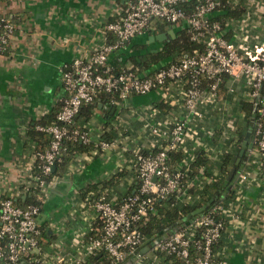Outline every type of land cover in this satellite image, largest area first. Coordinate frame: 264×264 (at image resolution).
Wrapping results in <instances>:
<instances>
[{"label":"built area","instance_id":"1","mask_svg":"<svg viewBox=\"0 0 264 264\" xmlns=\"http://www.w3.org/2000/svg\"><path fill=\"white\" fill-rule=\"evenodd\" d=\"M183 1L186 0H130L119 19L106 23V30L115 33L117 38L111 41L105 38L99 46L66 65L63 71L66 94L57 113L58 121L37 125L38 129L53 136L50 146L44 151L34 147L36 162L21 185L23 191L36 185L44 199L54 181H48L44 175L53 170L63 139L69 137L97 141L99 148L81 153L89 156L114 147L131 150L135 156L137 191L128 193V189L121 196L111 195L110 198L102 195L89 204L84 201L96 212L99 225L74 253L58 252L47 246L42 248L39 245L41 206L35 203L21 205L16 203L13 195H4L0 200V264H88L102 249L110 254L113 264L130 257L134 259L132 264L148 263L150 258L146 252L139 251L144 248L145 241L137 222L152 208L157 197L163 198L181 189L179 173L173 175L170 172L167 158L170 150L183 147L188 134L197 136L201 132L209 141L220 144L217 148L220 157L224 148L236 151L238 156L242 148L240 135L251 129V139L248 140L253 145L233 185L244 190L252 184L250 178L264 180V37L259 44L241 48L225 32L228 22L223 25L215 17L221 12L222 0H193L195 5L191 11L182 6ZM154 17L173 24L183 22L192 38L205 44V51L175 56L166 63L159 62L140 72L130 68L116 70L110 64L113 53L124 48L133 37L149 33L155 27ZM15 29L16 23L11 17L0 16L1 55L7 52ZM156 89L167 93L165 100L171 106L176 105L169 99L180 93L185 109L183 117L164 127L157 123V118L148 123L149 134L165 140L157 149L128 147L126 141L121 140L117 119L115 136L108 138L101 136L106 130L104 125L97 135L91 133L87 126L91 120L86 124L87 130L70 126L82 105L95 101L102 91L119 92L122 101L116 108L118 110L127 105L131 96ZM258 96L257 109L252 116ZM251 121L253 126L250 128ZM110 123L113 124L112 120ZM124 138L128 139L130 135L124 134ZM207 150L212 158L216 156L214 150ZM38 158L43 159L41 173L34 172ZM177 197L183 199L182 194ZM221 200L213 208L222 213L225 203L224 199ZM200 227H204L203 255L191 258L189 246L196 240ZM223 228L222 220L210 212L202 213L182 229L158 239L148 250L152 253L157 250L174 252L185 264H228L225 258L212 262L211 245ZM226 233L227 227L223 236ZM30 251L42 252L43 259L27 258Z\"/></svg>","mask_w":264,"mask_h":264},{"label":"crops","instance_id":"2","mask_svg":"<svg viewBox=\"0 0 264 264\" xmlns=\"http://www.w3.org/2000/svg\"><path fill=\"white\" fill-rule=\"evenodd\" d=\"M238 1L246 9L228 19L225 32L241 48L252 47L264 37V0ZM129 4L130 0H0V16L11 17L16 23L7 52L0 54V200L4 195H13L15 200L25 196L21 185L36 162V142L30 139L28 130L62 103L66 94L64 68L75 57L103 43L106 23L119 19ZM178 26H170L168 30L173 29L174 33H168L164 40L174 36ZM150 35L133 37L117 55L127 61L131 54L141 51L135 48L138 44L144 50H157L164 40H152ZM112 59L116 60V53ZM166 94L156 89L131 96L127 105L118 110L108 105L95 108L87 126L97 135L106 117L111 118L115 127L117 119L121 140L128 147L157 149L165 140L149 134L148 123L157 118V123L164 127L185 113L181 94L169 99L176 106L165 100ZM124 134L130 138H124ZM219 145L201 132L197 136L188 134L182 144L185 161L194 160L201 148L214 150L213 158L219 160ZM134 158L131 150L116 147L96 156L80 154L69 171L52 182L40 214V223L47 228L44 241L48 249L74 253L90 238L99 222L92 206L80 197V191L90 183L119 173L121 182L109 191L110 196H121L136 182ZM250 180L252 184L246 189L232 185L221 196L227 233L220 255L228 264H264V180ZM231 190L234 196L225 199ZM145 252L150 264H174L147 248Z\"/></svg>","mask_w":264,"mask_h":264},{"label":"trees","instance_id":"3","mask_svg":"<svg viewBox=\"0 0 264 264\" xmlns=\"http://www.w3.org/2000/svg\"><path fill=\"white\" fill-rule=\"evenodd\" d=\"M181 4L185 9H187V11H191L194 8L195 1L186 0L181 2ZM220 8L221 12L215 17L219 19L223 25H226L229 18L233 17L235 14L242 13L246 9L245 6L242 5V3H239L237 0H222V5ZM152 22L155 27L149 31L151 34H157L160 30L167 31L170 26L177 24H179V29L176 31L174 36L169 35V39L164 40L157 50H144L142 49V44L135 45V48H140L141 51L136 54H131L127 61H123L117 55L119 50H116L113 53V55L116 53V60H113L111 56L110 61V64H112L116 70L130 68L135 72H140L159 62L166 63L170 58L175 56L201 54L205 51V44L200 40L193 39L191 32L183 22L173 24L159 17H154ZM106 38L111 41L117 37L112 31L106 30ZM98 97H100V99H98ZM98 97L95 101L86 102L82 105L80 112L74 118V121L70 123L71 127H78L81 130H87L86 124L91 120L93 111L95 108L99 107V103H102V106L99 107L100 109H104L106 105L111 106V108H117L119 102L122 101L118 91H102L99 93ZM60 108L61 104H58L55 109L51 110L41 119L36 120V122L30 126L28 130L29 137L32 141L36 142V150L44 151L50 146L51 140L53 138L50 133L38 129L37 125L57 122V113ZM106 118L107 120L104 123V129L106 130L103 131L101 136L103 138L113 137L115 136V127L110 123L111 118ZM245 135V132H242L240 135L239 144L241 146L244 138L246 137ZM98 144L99 143L94 140L82 141L80 138L73 139L65 137L61 145L59 159L55 164V169L44 175L45 178L48 181H51L63 176L69 171L72 163H74L76 157L79 154L83 152H89L94 147L99 148ZM98 154L99 152L96 153V155ZM185 156L186 153L183 147L170 150L169 157L167 158V164L170 172L173 175H175V173H179L178 181L181 189L179 191H174L166 197H157L151 205L152 208H149L148 212L138 219L137 226L144 235V244H149L152 246L155 239L164 237V233L166 231H169L172 227L179 225L181 223L180 219H182L191 211L195 210L197 207L205 205V208L195 216L210 212L215 218L222 220L224 224V228L222 229L220 236L214 240L211 245L212 262L216 263L223 259V257L220 255V251L225 244V238L223 235L225 228L227 227V221L223 217L222 213L213 207L222 201L221 196L227 188L223 184L231 166L236 160L237 153L236 151H231L227 148H224L221 150V157L219 160H214L207 149L201 148L197 151L194 160L189 163L185 161ZM42 161L43 159H37V163L34 168L35 173H41ZM121 178V174L117 173L109 179H103L94 183H90L80 191V197L84 199L87 204L93 202L94 199L102 195H106L108 198H110L109 190H112V188H117L121 182ZM137 186L138 182L134 183L129 189L128 193L137 191ZM24 192L25 196H21V198L16 199V203L21 205L35 203L43 208V198L41 197L39 188L36 185H31L30 188ZM218 192L219 195L215 198V200L207 205V202L211 199V197H213ZM234 193L235 192L233 190L229 191L225 199L232 198ZM178 194H182L183 199L178 198ZM40 227L41 233L39 235V245L45 249L47 245H45L44 240L48 235L47 228L41 223ZM203 231L204 227H200L196 235V240L193 241L189 246L191 258L200 257L203 255V248L201 247L204 243L202 239ZM147 240L149 241L146 243ZM99 252L102 253L100 259L102 260L103 264H113L110 254L106 250L102 249ZM154 254L171 259L174 264H185L181 257L171 251L157 250L154 251ZM31 257L43 259V253L30 251V254L27 258Z\"/></svg>","mask_w":264,"mask_h":264},{"label":"water","instance_id":"4","mask_svg":"<svg viewBox=\"0 0 264 264\" xmlns=\"http://www.w3.org/2000/svg\"><path fill=\"white\" fill-rule=\"evenodd\" d=\"M168 33L173 34L174 33L173 29H170V30L164 31V32L160 31L157 34H151L150 38L152 40L157 39V40L162 41V40H164L165 38L168 37ZM258 101H259V96L256 98V102L254 104V109H253L252 116L255 115V111L257 109ZM98 105H99V107H101L102 103H99ZM252 126H253V122L251 121L250 128ZM251 133H252V131H251V129H249L247 131V133H246V137H245V140L243 141V145H242V148L240 149L239 155L237 156L234 164L231 166V168H230V170H229V172L227 174V177H226V179L224 181L223 185L227 187V190L231 188V186L233 185V182L237 179V177H238V175H239V173H240V171H241V169L243 167V161L247 158L249 149L253 145V142L248 140V139H251V135H252ZM53 169H55V165H53ZM156 178H157V176L155 175L154 179H156ZM218 195H219V192L216 193L213 197H211V199L207 202V205H209L211 202H213ZM204 208H205V205H201V206L197 207L195 210H193L190 213H188L186 216H184L182 219H180L181 223L179 225H177L175 227H172L169 231H166L164 233V236H168L170 233L178 231V230L182 229L184 226H186L187 224L191 223L194 220L195 215L197 213L201 212ZM148 241L149 240H147L146 243ZM154 242L155 243L158 242V239H155ZM145 246L146 247L141 248L139 250L140 253L145 252L146 248L148 250L149 247H150L149 244L145 245ZM36 251H38V248L36 249ZM101 254L102 253H97V255H95L94 258L89 260L88 264H100V256H101ZM133 260H134L133 257H130L126 261H119L116 264H132Z\"/></svg>","mask_w":264,"mask_h":264}]
</instances>
